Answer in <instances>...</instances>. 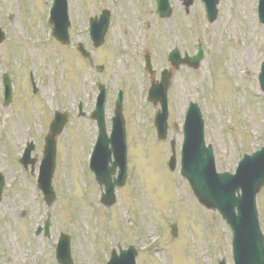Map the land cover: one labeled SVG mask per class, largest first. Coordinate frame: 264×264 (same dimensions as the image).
<instances>
[{
	"label": "rangeland",
	"instance_id": "374dc122",
	"mask_svg": "<svg viewBox=\"0 0 264 264\" xmlns=\"http://www.w3.org/2000/svg\"><path fill=\"white\" fill-rule=\"evenodd\" d=\"M51 2L0 0V264H58L60 233L70 236L73 264H100L111 248L130 244L137 249L136 264H217L221 258L233 264L229 227L216 210L197 204L179 175L180 126L186 105L196 102L218 172L233 173L242 154L264 146V92L257 82L264 28L257 20V0H220L212 23L200 0L188 8L181 0H169L168 18L158 17L155 0H68L67 45L49 32ZM102 9L110 11V24L103 43L93 48L88 19ZM77 43L90 51L89 58L80 54ZM198 44L203 49L199 67L180 66L171 75L168 134L159 141L153 125L159 105L154 108L146 100L148 87L170 67L172 47L193 55ZM145 54L151 73L144 67ZM2 73L12 85L7 105ZM98 83L106 87V131L114 98L123 91L127 178L109 207L101 204L100 187L86 163L97 133L88 115ZM78 104L84 115L78 114ZM54 110L66 113L69 121L56 137L55 196L47 205L35 185ZM170 140L176 143L174 171L166 165ZM28 142L36 159L33 169L18 162ZM256 204L264 233V186ZM37 226L42 229L36 235Z\"/></svg>",
	"mask_w": 264,
	"mask_h": 264
},
{
	"label": "water",
	"instance_id": "95a60500",
	"mask_svg": "<svg viewBox=\"0 0 264 264\" xmlns=\"http://www.w3.org/2000/svg\"><path fill=\"white\" fill-rule=\"evenodd\" d=\"M192 0H183L186 6L191 4ZM219 0H202L208 18L213 21L216 17V5ZM157 12L161 17H168L171 14L168 0H157ZM259 19L264 24V0H259ZM66 0H54L49 24L52 25V34L61 43H68V26ZM109 13L107 10L90 21V38L94 46H100L104 40L108 28ZM3 34L0 31V41ZM79 46L84 55L88 53ZM178 50L174 49L169 54V59L175 68L180 63H186L194 68L202 57L201 50L197 55L185 57L183 59L178 55ZM149 61L148 57L146 58ZM171 71L164 69L161 73L159 83L152 86L149 90V99L155 105L157 102L161 105V110L155 117V125L159 138L166 136V90L169 86ZM259 82L264 90V60L261 66ZM5 77V99L10 100L11 87ZM99 95L97 104L92 117L96 119L99 127V135L93 151L90 168L95 173L97 183L104 184L105 193L102 199L105 205L109 206L114 202V187L122 186L126 179V159H125V139H124V120L121 113L122 95L119 92L116 98V108L114 118H112V133L110 137L106 135L103 109L105 90L102 85L98 89ZM187 111L185 125L183 127L184 142L181 152V174L188 180L196 199L207 208L217 209L222 218H225L233 230V254L235 264H264L263 236L260 232L257 214L255 211V196L262 184H264V148L255 152L253 155H244L237 165L236 173L218 174L215 172L214 159L211 148L204 145L203 140V121L199 108L196 104H190ZM67 118L56 113L55 120L50 126V133L45 138L44 156L41 161L38 185L43 193L47 203H51L54 193L51 187L52 173L54 170L55 159V136L62 131ZM111 147L108 148V145ZM27 148L22 158L24 164L29 161V151ZM113 154L114 160L111 161L110 154ZM111 163L108 166V163ZM169 165L174 167V156L170 158ZM118 167L116 178H112L115 169ZM3 186V177L0 175V196ZM241 190V195L235 193ZM47 226V224H46ZM57 259L63 264H72L69 240L67 236L61 235L57 246ZM135 250L130 246L127 251H120V256L111 254V260L107 264H133ZM224 264V261L221 262Z\"/></svg>",
	"mask_w": 264,
	"mask_h": 264
},
{
	"label": "bare ground",
	"instance_id": "6f19581e",
	"mask_svg": "<svg viewBox=\"0 0 264 264\" xmlns=\"http://www.w3.org/2000/svg\"><path fill=\"white\" fill-rule=\"evenodd\" d=\"M121 63H122V61H121Z\"/></svg>",
	"mask_w": 264,
	"mask_h": 264
}]
</instances>
